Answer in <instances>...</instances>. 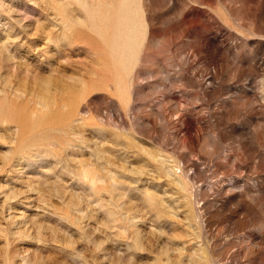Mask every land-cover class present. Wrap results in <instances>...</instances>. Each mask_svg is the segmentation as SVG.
I'll return each mask as SVG.
<instances>
[{
	"label": "rangeland",
	"instance_id": "rangeland-1",
	"mask_svg": "<svg viewBox=\"0 0 264 264\" xmlns=\"http://www.w3.org/2000/svg\"><path fill=\"white\" fill-rule=\"evenodd\" d=\"M0 264H264V0H0Z\"/></svg>",
	"mask_w": 264,
	"mask_h": 264
}]
</instances>
